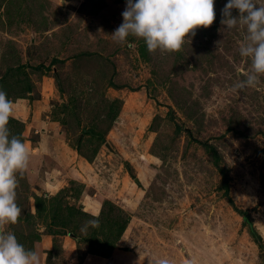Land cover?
<instances>
[{
	"label": "rangeland",
	"instance_id": "obj_1",
	"mask_svg": "<svg viewBox=\"0 0 264 264\" xmlns=\"http://www.w3.org/2000/svg\"><path fill=\"white\" fill-rule=\"evenodd\" d=\"M226 3L215 0V22L197 29L191 44L149 53L141 38L121 45L111 36L123 23L126 0H0V88L9 87L16 103L13 127L18 123L32 168L38 164L35 175L41 152H56L59 144L70 152L86 140L83 153L94 157L99 144L83 132L95 124L113 149L103 145L97 160L88 161L101 179L66 186L82 187L69 202L88 215L83 198L97 194L102 207L113 203L131 216L122 243L132 247L118 243L110 258L127 252L141 259L151 250L187 264H264V248L235 209L250 213L264 241V77L255 88L233 91L251 60L240 55L246 29L227 31L220 23ZM92 51L100 57L80 56ZM116 100L120 113L111 121ZM64 106L73 109L64 113ZM67 176L41 179L61 185ZM225 177L235 207L225 197ZM18 180L22 214L7 229L19 243L38 251L41 264L104 263L75 234H49L48 217L37 216L36 191L50 197L59 193L54 185L45 193ZM77 220L83 226L90 219Z\"/></svg>",
	"mask_w": 264,
	"mask_h": 264
},
{
	"label": "clouds",
	"instance_id": "obj_2",
	"mask_svg": "<svg viewBox=\"0 0 264 264\" xmlns=\"http://www.w3.org/2000/svg\"><path fill=\"white\" fill-rule=\"evenodd\" d=\"M233 10L238 15H233ZM221 15L220 23L227 31L243 27L247 33L240 55L250 58L251 70L234 84L233 91L255 88L264 77V0H227ZM122 17L123 23L111 35L117 43L127 44L129 37L141 38L149 53L178 52L191 44L190 37L197 29L213 25L215 0H126ZM15 107L16 103L0 88V264H41L39 252L25 248L7 229L21 217L22 209L16 202L18 176L27 172L31 157L27 145L8 127ZM88 226L98 228L99 219L87 220L81 231ZM156 264L169 261L159 259Z\"/></svg>",
	"mask_w": 264,
	"mask_h": 264
},
{
	"label": "trees",
	"instance_id": "obj_3",
	"mask_svg": "<svg viewBox=\"0 0 264 264\" xmlns=\"http://www.w3.org/2000/svg\"><path fill=\"white\" fill-rule=\"evenodd\" d=\"M81 54V53H80ZM79 56V55H78ZM81 57L84 56V58L92 59L93 57H100V54L98 52H88L80 55ZM16 73V72H15ZM12 80H16V84H21L22 81L18 78H14L13 73L10 75ZM2 82V81H0ZM26 82V81H25ZM113 86V85H112ZM114 87V86H113ZM9 87L5 89L8 96H11L9 93ZM25 89L27 91H25ZM24 92H28L30 90V85H25ZM22 91V90H21ZM115 100V99H114ZM120 100V99H117ZM114 101L113 105H111L109 109V116L111 121L115 120L116 117L120 113V107L115 106L119 105L120 101ZM66 113L68 110H72L73 108H68L67 106H64ZM62 109V110H63ZM116 121V120H115ZM114 121V122H115ZM63 124L67 123L62 121ZM14 120L10 118L9 120V129L10 132L13 135H16L20 137L22 140L24 137H21V130L18 128V123L15 127H13ZM95 126H98V124ZM95 126L91 127V129L86 130L83 132V136L86 137L89 135L90 138L96 139L99 146L93 150L94 157L89 156L87 154L83 153V148L85 144H88V141L83 140L79 143V146L76 147V150L78 151L79 155L86 158L89 162H93L95 158L98 155V150L100 147L106 144L107 142V136L105 132H96L94 130ZM178 130H184L183 126L178 125ZM190 133V131H188ZM89 144H94L89 143ZM90 146V145H89ZM209 149V148H208ZM211 152L213 149H209ZM215 165H218L219 160H215ZM136 179V177H134ZM72 185H79V183L72 182ZM82 187L79 186L77 192H80V189ZM67 189V190H66ZM65 190L67 193H65ZM223 190L225 191V197L229 200L230 204H232L235 207V204L230 196V184L228 177H225L223 179ZM75 192L74 189H69V187H65L59 191L58 194L52 195L49 197V195H37L34 197L35 200V208L37 216L41 219H46L48 217L49 219V226L48 228L49 234L53 235H67L68 233H73L77 237H79V240L77 241V244L79 245H86L87 246V253L91 256H97L102 258H110L111 252H113L117 247L118 243L121 240L122 236L124 235L125 231L127 230V227L131 221V216H129L123 209L115 207L113 203L105 202L103 204L102 210L100 212L99 216H92L85 213L80 207H75V204H71L69 202V199H79L80 193L78 194ZM65 193V196H64ZM108 208V209H106ZM237 213L243 218L244 224L249 228L250 234L254 238L255 243L260 247L264 248V241L261 235L256 231L253 221L251 219L250 213L248 211H244L241 209H237L235 207ZM98 218L99 219V227L93 228L91 226H88L87 230L83 232L84 235L79 236L77 231H80L82 228V225L80 223V220L82 218ZM45 222V221H44ZM71 226V228H70ZM72 230V231H71ZM104 238L102 239V237ZM114 241L112 243V240Z\"/></svg>",
	"mask_w": 264,
	"mask_h": 264
},
{
	"label": "crops",
	"instance_id": "obj_4",
	"mask_svg": "<svg viewBox=\"0 0 264 264\" xmlns=\"http://www.w3.org/2000/svg\"><path fill=\"white\" fill-rule=\"evenodd\" d=\"M43 146H44V144H43ZM59 146L60 147L56 148L58 152L57 151L53 152L54 150L52 151L50 148H49V151H47L46 153L43 152L42 150H39V151H42L41 152L42 153L41 158H39V163H40L41 167H39V169H38L39 174H37V176L39 177L38 180H39L40 184L38 183L37 176L35 175V173H36L35 171H37L38 164L36 165V167H34V169H35L34 170L32 168L31 163L29 164V169L27 170V172L23 175V178H25L29 184H31V185L35 184L36 189L38 186L42 187L43 192H45V193H49V192L52 193V191L48 190L46 187H50V186L54 185L56 187L57 191H60L64 187L69 186L68 181L73 180L76 183L84 184L86 182L93 183L97 179V177L100 178V176H98V173H96V167L93 168L92 167L93 165H91L88 162V160H86L84 157L79 155L77 150H71L69 152L68 147H65L61 144H59ZM74 154H76V157ZM98 156H100V155H97V157ZM47 160H48V162H50L49 167H47V164H48ZM95 160H97V158ZM32 163H34V162L32 161ZM42 164H43V166H42ZM81 164H83V166H84V171L81 170L79 172L78 167L81 169ZM43 167H45V168L43 169ZM43 170H45L44 173H41L40 171H43ZM68 171H69V173H67ZM75 171H77L78 173H75ZM60 174L62 176L69 175V176H67V178H69L66 180L67 182L65 181L61 185L54 183L52 180H49L51 182L50 183L46 180L44 181L43 178L41 179L42 175H45V176H49V177H57L56 179L58 181V178H60ZM70 174H72V176H70ZM76 174L78 177H76ZM84 176L86 177V179L83 178ZM42 181H44V183H41ZM100 183L102 186V183H104V182L100 181ZM94 184H93V186H95ZM91 186H92V184H91ZM123 189H124V187H123ZM95 191H96V189H95ZM36 193H37V195L38 194L41 195L42 191H41V194H40V191H38V190L36 191ZM96 193H99V192L96 191ZM95 196L96 197H94V198L90 197V196L83 198L84 199L83 206L85 207V205H87V207H85V210L87 212L93 214V216H98L101 212L102 206H101V202L99 201V198H97L98 195L95 194ZM32 204H33V202H32ZM33 208L35 209L34 204H33ZM122 238L119 241V248H122V247L131 248L132 247V246H130L131 244L126 245V246L123 245L125 242L122 243L123 242ZM153 250H156V248H153L152 251ZM115 251L117 252V251H119V249H116ZM150 251L151 250L148 251L150 257H145V258L141 257V259L137 255L129 256L130 254L129 253L127 254V252H123L125 254V256H123V257L118 256L117 258H116V256H113V258L112 257L111 258H102V257H97V256H93V257H97L99 259L105 260L103 264H156V261L159 259H167L169 261V264H187V259L178 258L175 254H172V255H169V253L161 254L160 252L155 253V251L151 253ZM90 257H92V256H90ZM93 257H92V259L97 261V259H94ZM87 262H88V260L85 261L84 264H86ZM188 264H194V263H192L190 261Z\"/></svg>",
	"mask_w": 264,
	"mask_h": 264
},
{
	"label": "water",
	"instance_id": "obj_5",
	"mask_svg": "<svg viewBox=\"0 0 264 264\" xmlns=\"http://www.w3.org/2000/svg\"><path fill=\"white\" fill-rule=\"evenodd\" d=\"M105 146L110 149V151L113 152V149L111 148V145L109 143H106Z\"/></svg>",
	"mask_w": 264,
	"mask_h": 264
}]
</instances>
